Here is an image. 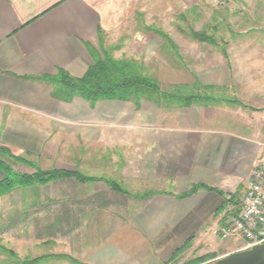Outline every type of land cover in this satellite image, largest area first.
<instances>
[{
	"label": "crops",
	"instance_id": "0c3cea01",
	"mask_svg": "<svg viewBox=\"0 0 264 264\" xmlns=\"http://www.w3.org/2000/svg\"><path fill=\"white\" fill-rule=\"evenodd\" d=\"M196 1L182 0L188 7ZM126 15L122 0H0V158L20 173H76L17 182L0 194V242L16 253L0 251V263L184 264L240 245L215 229L234 214L229 193L240 196L264 158V84L251 94L262 95L261 103L239 97L250 93L238 91L230 42L227 57L212 45V62L173 64L168 82L198 79L243 104L63 101L24 77L59 69L84 75L99 28L105 38ZM200 184L213 188L186 194Z\"/></svg>",
	"mask_w": 264,
	"mask_h": 264
},
{
	"label": "rangeland",
	"instance_id": "374dc122",
	"mask_svg": "<svg viewBox=\"0 0 264 264\" xmlns=\"http://www.w3.org/2000/svg\"><path fill=\"white\" fill-rule=\"evenodd\" d=\"M196 2L188 7L182 0H174L172 4L171 0H122V5L127 7V15L109 36L105 35V45L108 48L119 45L113 51L117 57L126 56L145 61L151 73L160 78L164 88H168L170 67L173 64L182 67L194 60L201 67L207 60L213 61L212 55L207 52L215 47L210 43L199 44L189 36L192 29L205 28L230 42L228 51L236 65L235 72L239 75L238 91L250 93L240 94L239 97L247 103H261L256 99L261 100L262 95L251 94L259 90L256 88L257 83L264 84V0ZM195 6L198 9L193 11ZM182 14L187 17L180 18ZM150 25L163 30L174 40L178 55L173 58L168 56L165 38L147 28ZM241 84L245 87H240ZM254 114L258 115V112ZM0 251L7 255L6 250Z\"/></svg>",
	"mask_w": 264,
	"mask_h": 264
},
{
	"label": "trees",
	"instance_id": "16d2710c",
	"mask_svg": "<svg viewBox=\"0 0 264 264\" xmlns=\"http://www.w3.org/2000/svg\"><path fill=\"white\" fill-rule=\"evenodd\" d=\"M195 6L193 11H196ZM186 14L180 18L185 19ZM147 28L153 29L165 38V46L173 58L178 54L177 45L174 40L163 30L153 25ZM217 31V26H214ZM103 30L99 28L98 42L99 46L88 44L89 50L94 57V62L88 66L84 75L72 76L64 69H59L56 75H34L24 76L25 78L43 82L51 87L52 95L63 101H71L75 97H82L91 103L100 99H121L131 100L139 105L141 100L147 99L154 102L158 107L171 108L195 105H216L222 102L228 104H243L237 97L227 94V88L218 85H203L198 79L191 83L186 82H167L168 88H164L160 78L151 73L150 68L145 61L132 57H117L113 51L119 48V45L107 47L103 37ZM190 37L199 42L210 43L218 47L227 57L228 40L223 36H217L213 32L192 29ZM171 52V53H170ZM179 66V65H176ZM0 152H4L0 147ZM0 168L6 172V177L0 180V194L12 188L17 182L34 183L48 182L58 177L72 176L76 173L68 170L52 169L40 170L35 173H20L16 171L11 164L6 163L0 158ZM81 179H88L87 176H79ZM110 185L118 190L124 189L116 181H111ZM199 187H209L208 185H194L186 194L195 192ZM230 201L234 204V214L240 211L239 193H229ZM187 246L184 245L183 248ZM0 249H4L10 258L16 257V253L0 242ZM180 250V251H181ZM216 255L208 254L204 257L191 260L184 264H195L201 260H207ZM38 258L23 261H11L0 264H36Z\"/></svg>",
	"mask_w": 264,
	"mask_h": 264
},
{
	"label": "built area",
	"instance_id": "2783aa9c",
	"mask_svg": "<svg viewBox=\"0 0 264 264\" xmlns=\"http://www.w3.org/2000/svg\"><path fill=\"white\" fill-rule=\"evenodd\" d=\"M215 233L222 240L240 241L235 251L264 243V158L256 163L245 190L241 192L240 211L231 214ZM224 255L199 264H209Z\"/></svg>",
	"mask_w": 264,
	"mask_h": 264
},
{
	"label": "water",
	"instance_id": "95a60500",
	"mask_svg": "<svg viewBox=\"0 0 264 264\" xmlns=\"http://www.w3.org/2000/svg\"><path fill=\"white\" fill-rule=\"evenodd\" d=\"M209 264H264V243L232 251Z\"/></svg>",
	"mask_w": 264,
	"mask_h": 264
}]
</instances>
